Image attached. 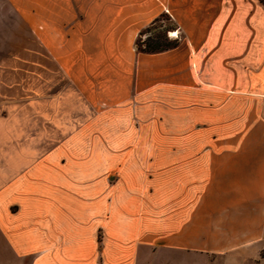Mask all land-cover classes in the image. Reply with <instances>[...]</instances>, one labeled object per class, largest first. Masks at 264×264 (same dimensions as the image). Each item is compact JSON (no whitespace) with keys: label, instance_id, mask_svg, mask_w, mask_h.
Masks as SVG:
<instances>
[{"label":"crops","instance_id":"0c3cea01","mask_svg":"<svg viewBox=\"0 0 264 264\" xmlns=\"http://www.w3.org/2000/svg\"><path fill=\"white\" fill-rule=\"evenodd\" d=\"M164 14L178 45L138 50ZM0 245L264 264V3L0 0Z\"/></svg>","mask_w":264,"mask_h":264},{"label":"rangeland","instance_id":"374dc122","mask_svg":"<svg viewBox=\"0 0 264 264\" xmlns=\"http://www.w3.org/2000/svg\"><path fill=\"white\" fill-rule=\"evenodd\" d=\"M257 1L264 3V0ZM175 32V24L171 21L169 16L166 14L161 15L139 34L137 49L143 52L148 51L149 48L152 50H159L158 52L173 49L178 45L180 40V36ZM173 34L174 36H172ZM263 249L260 252V257ZM0 264L27 263L12 257L10 251L0 245Z\"/></svg>","mask_w":264,"mask_h":264},{"label":"trees","instance_id":"16d2710c","mask_svg":"<svg viewBox=\"0 0 264 264\" xmlns=\"http://www.w3.org/2000/svg\"><path fill=\"white\" fill-rule=\"evenodd\" d=\"M159 50H152V49H150L149 48V50L148 51H144V52H146V53H155V52H158ZM261 258H263L264 259V249H263V251H262V253H261Z\"/></svg>","mask_w":264,"mask_h":264},{"label":"bare ground","instance_id":"6f19581e","mask_svg":"<svg viewBox=\"0 0 264 264\" xmlns=\"http://www.w3.org/2000/svg\"><path fill=\"white\" fill-rule=\"evenodd\" d=\"M172 36H174V34Z\"/></svg>","mask_w":264,"mask_h":264}]
</instances>
